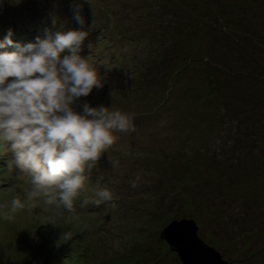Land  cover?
I'll list each match as a JSON object with an SVG mask.
<instances>
[{
  "label": "rangeland",
  "instance_id": "1",
  "mask_svg": "<svg viewBox=\"0 0 264 264\" xmlns=\"http://www.w3.org/2000/svg\"><path fill=\"white\" fill-rule=\"evenodd\" d=\"M198 1L91 0V8L86 0H75L82 4L84 29L89 31L80 55L104 81L77 102L76 110L83 103L120 110L132 119L135 131L115 132L113 146L86 172L85 190L72 211L45 205L42 198L28 200L29 178H17V170L8 164L10 153L0 155V264H182L176 253H156L165 245L159 234L172 220L197 221L193 215L200 214L198 236L223 258L242 264L246 254L256 251L255 259L245 264H264V251L258 252L264 237L257 238L264 228V179L254 172L255 164L262 167L254 156L264 152L249 149L253 140L264 143V86L224 73L222 78L230 81L219 85V99L214 97L211 107L197 95L179 102L187 77H178L172 92L169 87L163 91L166 73L185 52L198 51L204 62L209 58L217 68L236 70L242 50L256 43L251 35L264 36V0L205 1L207 7H196L208 12L205 34H194L182 47L186 34H193L182 13L198 15L193 8ZM73 3L0 0V40L12 29L15 43L35 42L53 17L61 30L80 28ZM238 21L248 33L245 49L222 31L232 30ZM254 55L264 64V49L258 47ZM202 69L198 78L209 72ZM105 188L112 201L81 207L85 197L91 201L96 190ZM14 197L25 207L11 214ZM5 213L12 219L5 220ZM53 219L59 225L47 223ZM250 233L256 237L248 239ZM62 234H71V239L56 247Z\"/></svg>",
  "mask_w": 264,
  "mask_h": 264
},
{
  "label": "clouds",
  "instance_id": "2",
  "mask_svg": "<svg viewBox=\"0 0 264 264\" xmlns=\"http://www.w3.org/2000/svg\"><path fill=\"white\" fill-rule=\"evenodd\" d=\"M86 2L92 8L91 0ZM81 8L74 0L71 10L78 29L61 30L53 17L51 27L35 42L15 43L12 29L0 40V49H16L0 50V155L10 153L8 164L17 170V178H29L28 200L42 198L45 205L68 211L85 190L86 172L115 143V132L135 131L132 119L120 110L88 103L76 110L82 97L104 85L101 74L80 55L89 35ZM130 183L137 186L136 181ZM110 201L111 192L98 189L81 207ZM24 207L14 197L10 212ZM11 214L3 218L11 220ZM47 223L59 225L54 219ZM70 239L71 234H62L56 247Z\"/></svg>",
  "mask_w": 264,
  "mask_h": 264
},
{
  "label": "trees",
  "instance_id": "3",
  "mask_svg": "<svg viewBox=\"0 0 264 264\" xmlns=\"http://www.w3.org/2000/svg\"><path fill=\"white\" fill-rule=\"evenodd\" d=\"M186 3L190 4V2L192 0H185ZM205 1H209V0H201L197 2V4L195 5V3L193 4V8L198 9L199 11L204 10V13H200L199 11H194L197 12V14L192 13V10L188 11V13L183 12L182 14L188 16V18L190 19L191 25L190 30L193 31V34H186V42L183 43L182 47H184V45L190 44L189 43V38L193 37L194 34H200L201 36H203V34H205L204 31V25L206 24L207 21L206 16H207V10L204 8H196L198 6H203V7H207L206 2ZM195 2V1H194ZM240 9H242V7H240ZM206 20V22H205ZM205 22V23H204ZM242 21H238V23H236V27H233L232 30H226L225 27H223L222 31L224 32V34H231V38L235 40V43L240 46L241 48H244V44L248 42L247 40V36L248 33H244L242 31V25H241ZM224 26H226V23H223ZM177 26L179 27L180 30H182V27L179 25V23L177 24ZM192 27V29H191ZM257 30V29H256ZM201 31V32H200ZM191 32V31H190ZM231 32L235 33V35H233ZM259 33L256 32L253 35H251L252 37V42H256L252 48L250 50H242L243 53L247 54H241L238 58V61H240V65L237 66L236 70H228L227 72L224 70V67H220L217 68L216 66H213L211 62V60L209 58L206 59V61H203L202 56L200 55V52H195V53H191V52H185L182 56H180V59L178 58V64L179 65H175L171 68H169V72H167L166 74V79L163 82V91L166 90L167 87L170 88V92H172L173 86L175 85V83H177L179 80H177V78L179 77V79H181L182 77H187V79L189 80V83H187L186 87L183 89V93H181L179 96V102L183 103V101L186 99V96L189 97V99L191 100V97H196L199 96L201 98V102H205L208 101V107H211L210 105H214V103H216L218 101V89H219V85L227 81H230V79H225L222 78V75L224 73L227 74V77H241L243 76L244 78L248 79V80H256L259 81V85L264 86V64H261L259 62V60L257 58H254V54H256V50L259 48L264 49V36L261 37L260 35H258ZM259 38V40H258ZM179 40H181V38H179ZM182 41V40H181ZM249 43V42H248ZM251 44V43H250ZM249 44V45H250ZM178 45H180L178 43ZM173 48H177V44L174 43ZM181 55V54H180ZM178 55H174V59H176ZM186 58V60H185ZM173 59V55L170 56V60ZM251 59V60H250ZM205 65V66H202ZM243 67V68H242ZM201 68V70H199ZM202 68L207 69L209 72H207L204 78H198L200 75V71H203ZM232 71V73H231ZM191 72L194 75V78H192ZM197 74L199 76H197ZM177 86V85H176ZM190 90L192 92H190ZM191 94H193L191 96ZM190 95V96H189ZM216 97V102H214L213 98ZM165 98V94H163V99ZM163 103V101H162ZM259 135H261V133H259ZM259 147V148H258ZM250 151H253V154L255 153V151H257V149H259V151L264 152V143L262 142H256V141H251V146H250ZM263 156H254V160H256L257 164L261 162L262 167L258 168L255 164V170L254 172L259 174L260 171V176L264 179V154H262ZM260 169V170H259ZM254 175V174H253ZM252 176V175H251ZM220 181V177L219 180L217 182ZM199 191L203 192L202 189L200 188ZM202 194V193H201ZM204 206V205H203ZM207 208L205 207V209L203 208V211L206 215L209 214V212L206 210ZM264 211V209L262 210ZM193 215V214H192ZM205 215V216H206ZM262 217L264 218V212L261 213ZM195 218H197V224L201 227V225L203 224L202 221V216L200 215H193ZM192 218V217H191ZM194 219V218H192ZM255 221V220H254ZM257 229L259 228H255V232L257 231ZM263 233V234H262ZM248 239L251 237H256L254 235H252V233L248 234ZM251 236V237H250ZM264 237V228L262 229L261 234L257 235V238H261L263 239ZM246 242V241H245ZM244 242V243H245ZM243 243V245H245ZM219 246V245H218ZM214 247V246H213ZM216 248V247H215ZM169 250V251H168ZM218 250V248H217ZM160 251V252H159ZM259 251H264V245H261V247L258 249ZM165 252L169 254V256H173L175 255V252L171 251L169 248V245L165 242V245L163 247L160 248V250H158L156 253H158L159 255H164ZM154 254V253H153ZM165 255V256H166ZM257 256V252L256 251H252L249 254H246L245 258H243V260L240 261V263L245 264V261H249V260H254L255 257ZM156 259H159L158 257L155 256ZM226 260H228L229 262H231L233 264V261L225 258ZM248 264V263H246Z\"/></svg>",
  "mask_w": 264,
  "mask_h": 264
},
{
  "label": "water",
  "instance_id": "4",
  "mask_svg": "<svg viewBox=\"0 0 264 264\" xmlns=\"http://www.w3.org/2000/svg\"><path fill=\"white\" fill-rule=\"evenodd\" d=\"M197 231L198 225L192 218L172 220L161 230L159 238L169 245L182 264H232L204 242Z\"/></svg>",
  "mask_w": 264,
  "mask_h": 264
}]
</instances>
